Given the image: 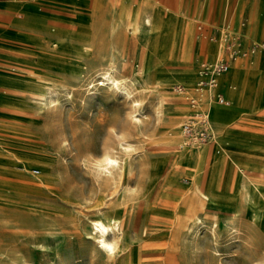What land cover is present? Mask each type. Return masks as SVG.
Wrapping results in <instances>:
<instances>
[{
    "label": "rangeland",
    "instance_id": "rangeland-1",
    "mask_svg": "<svg viewBox=\"0 0 264 264\" xmlns=\"http://www.w3.org/2000/svg\"><path fill=\"white\" fill-rule=\"evenodd\" d=\"M250 30L248 28L241 41L235 38L234 42L225 43L229 31L221 29L223 48L228 51V46L233 47L237 56H245L247 52L248 58L264 55V37L252 34ZM179 32L180 27L173 30L168 26L165 33L153 36L152 52L171 63L176 59ZM218 38L208 36L206 41L215 45ZM83 42L80 34L72 36L71 43L77 48L74 50H79ZM190 46L191 37L188 36L185 59H188ZM69 53L61 52L54 67L41 69L39 77L33 79L36 86L58 89L53 102L38 100L32 94L26 98L18 93L0 111V164L6 165L0 167V264H20L23 259L26 264H162L164 251L160 245H164L168 235L166 213L169 208L163 204L165 191L161 181L171 165L181 172L196 167L195 160L173 163L172 153L164 148L163 136L173 110L172 103L184 105L189 114L192 99L181 97L179 88L194 81L197 72L194 69H169L165 74H158L153 80L166 78L164 82L168 83L160 103L158 93L149 92L139 83L145 75L141 67L147 65L143 56L138 58L127 49L116 53V74L130 82L131 93L126 96L107 84H98L102 76L98 73L101 66L96 61L80 75L68 72L62 58ZM212 55L214 58V51ZM119 57L123 61L118 62ZM213 58L208 61H214ZM202 63L198 67H202ZM249 67L246 65L244 70ZM230 69L231 65L226 73ZM71 75L77 76L71 78ZM223 94L231 99L226 104L231 106L233 98ZM132 99L138 100L139 109L145 115H140L141 122L130 117ZM3 102L0 99V103ZM247 105L246 119L264 114L262 96L257 95ZM186 111L179 124L185 119ZM188 118L200 119L196 113ZM259 123L258 133L247 131L256 138L250 140L253 145L264 146V116H260ZM201 124L195 134L198 139L206 131ZM116 134L133 143L127 154L117 143ZM112 149L124 154L129 163L124 176L113 181L97 172L104 151ZM160 161H164L166 167L154 183L152 173L158 170ZM30 163L41 167L37 177L31 179L34 191L16 193L12 187L23 181L29 182L31 176L30 172H21L18 168H30ZM179 178L186 181L182 174ZM245 184L264 189L263 179L242 178L237 188V205L229 204L230 210L225 205L222 210L209 209L207 215H201L190 225L181 239L183 264H255L262 259L264 219L258 223L250 222L248 207L242 197ZM18 208L34 218L29 217L30 222L17 220ZM105 214L118 219L122 234L113 250L96 251L91 246L94 238L87 233V223L91 218ZM237 224L241 230L235 231L231 226ZM74 237L78 240L71 243ZM56 238L68 241L60 252L55 249Z\"/></svg>",
    "mask_w": 264,
    "mask_h": 264
},
{
    "label": "bare ground",
    "instance_id": "bare-ground-1",
    "mask_svg": "<svg viewBox=\"0 0 264 264\" xmlns=\"http://www.w3.org/2000/svg\"><path fill=\"white\" fill-rule=\"evenodd\" d=\"M121 18L125 23L126 29L133 32L137 24L136 18L132 14H128L127 11H124ZM146 23L153 28L159 25L163 26V21L150 20L148 17L146 18ZM262 31H264V26ZM208 44L211 46L210 52L213 53L214 51V61L202 63V67L196 68V79L190 82L188 86L179 88V95L184 99H192L194 104L190 106L191 110L188 114L186 111L188 109L187 107L172 103L173 110L168 118L167 129L163 136L164 148L169 153H172L173 163L195 160L196 167L193 170L187 169L181 172V169L179 170L171 165L164 179L161 181V188L165 191L163 204L169 208L166 213L168 235L165 237L164 245H160L162 246L160 248L164 251L162 264H183L181 239L188 227L195 224L201 215H207L209 209L217 208L222 210V205H225L226 209L230 210L229 204L237 205V188L242 178L244 180H251L254 177L264 180V146L253 145L250 140H256L254 136L247 130L235 128L239 121L246 119L244 117L246 113L244 112L248 110L247 103L253 98H257V95L264 98V55L259 54L255 58H248L247 56L249 54H246L247 52L245 56L239 55V57L235 55L229 72L226 73L229 66L224 71H215L217 62L223 58L221 33L217 44ZM126 47L109 45L105 52L99 50L96 52V55L93 53L92 57L88 53L86 60L82 59L83 52L72 49L62 60L65 61V69L68 72L78 73L77 75L82 74L83 69H86L87 66L91 67V64L96 61L97 65L101 66L98 69L101 71H98V73L102 76L98 84H107L108 87L118 89L126 96H130V82L116 74L117 66L115 64L116 53L125 52ZM242 57L244 59L246 58V65L250 66L249 69L243 72H241L239 67ZM86 61L88 65L85 64ZM150 67L149 63L147 65L144 64L141 67L142 73L146 75ZM77 75H71V78H75ZM145 75L144 78L139 80L140 85L146 87L149 92L155 91L158 93L160 95L159 102L162 103L168 83L155 80L150 84ZM77 78L80 77L78 76ZM223 82L225 83L223 93L231 95L233 98V106L226 105L230 103L227 98L225 102H219L215 98L219 94L220 86ZM33 87L34 89L30 92V95L32 94L38 100L44 99L46 102H53L59 93L58 89L54 87L45 88L40 85ZM216 101L221 103V105L217 104ZM139 104L138 100L132 99L130 117L136 122H141V117L145 116L139 109ZM185 111L186 114L184 117H186L182 119V124H179ZM192 113H196V116L200 119L198 121L190 118L187 119V116ZM199 123H202L200 126H203L209 131V135L205 138L201 137L198 139L195 136ZM186 124L191 125V130L187 135L184 134L183 127ZM116 138L117 143L126 154L133 148L134 145L130 140L122 138L118 134H116ZM188 140L189 142H187ZM108 160L114 161L115 163L109 164L107 162ZM128 164V160L124 154L118 153L113 149L105 150L103 157L98 163L97 172L103 175L106 180L113 181L121 179L128 169ZM29 165L30 168H18L21 172H30L31 176L28 177L29 182L23 181L21 184L12 187V190L16 193L25 194L26 192L34 191L31 185V179L37 177L36 175L39 173L41 167L35 163H30ZM158 166V170L152 173L154 183L157 182L158 177L165 169L166 163L160 161L158 162ZM0 167H6V165L2 163ZM180 174L186 178L185 182L180 181ZM242 197L248 207L247 213L250 222L258 223L263 221L264 189L258 186H247L245 184L242 190ZM18 211L20 213H17V220L21 222H30L31 218H34V215L22 209L18 208ZM134 222L135 220L132 223ZM119 223L118 219L110 214L91 218L87 223V233L94 238V241L91 242L92 248L98 251L99 249H105L103 247L104 245L111 244V250H113L118 246L122 234V228ZM231 227L235 231L241 230L238 224ZM212 231L214 232V229ZM34 240H37V238ZM77 240L78 238L74 237V240L72 239L70 241L73 243ZM113 240H115V243H112ZM54 242L57 252L63 250L65 244L68 243L65 238H56ZM26 263V260L23 259L20 264ZM255 264H264V252L262 259Z\"/></svg>",
    "mask_w": 264,
    "mask_h": 264
},
{
    "label": "crops",
    "instance_id": "crops-1",
    "mask_svg": "<svg viewBox=\"0 0 264 264\" xmlns=\"http://www.w3.org/2000/svg\"><path fill=\"white\" fill-rule=\"evenodd\" d=\"M124 11L137 20L133 32L126 29L121 18ZM147 17L163 21V26L153 28L146 23ZM168 26L173 30L180 27L177 55L171 63L158 58L150 47L152 37L165 33ZM263 26L264 0H0V99L4 100L0 111L18 93L28 98L35 86L33 79L39 77L41 69L54 67L61 52L77 49L71 43L75 34L85 41L79 48L83 60L88 53L92 57L99 50L105 52L109 45L127 46L129 53L155 65L145 75L153 83L158 74L169 69L196 70L200 63L212 59L206 39L218 37L221 29L229 31L223 41L228 43L235 38L241 41L248 28L264 37ZM188 36L191 46L185 59ZM223 52L226 57L227 49ZM239 67L243 72L246 58L242 57ZM224 84L219 93L231 102L223 94ZM260 116L239 121L235 128L258 133Z\"/></svg>",
    "mask_w": 264,
    "mask_h": 264
},
{
    "label": "built area",
    "instance_id": "built-area-1",
    "mask_svg": "<svg viewBox=\"0 0 264 264\" xmlns=\"http://www.w3.org/2000/svg\"><path fill=\"white\" fill-rule=\"evenodd\" d=\"M228 48H230V49L227 51V56L225 58L220 59L217 62L216 66H215V71H224V70H226L227 67L229 66V61L233 60L235 58L234 48L231 47V46H228ZM217 100L219 102H225L226 101V99L220 93L218 94ZM191 103L194 104V101L192 100ZM190 127H191L190 124L184 125V132L188 133L190 131ZM201 135H202L203 138H205V137H207L209 135V131L206 130Z\"/></svg>",
    "mask_w": 264,
    "mask_h": 264
},
{
    "label": "snow or ice",
    "instance_id": "snow-or-ice-1",
    "mask_svg": "<svg viewBox=\"0 0 264 264\" xmlns=\"http://www.w3.org/2000/svg\"><path fill=\"white\" fill-rule=\"evenodd\" d=\"M105 159H107V158H105ZM107 162H108L109 164H114V163H115L114 161H111V160H108ZM105 247H106L109 251H111V246L105 245Z\"/></svg>",
    "mask_w": 264,
    "mask_h": 264
},
{
    "label": "clouds",
    "instance_id": "clouds-1",
    "mask_svg": "<svg viewBox=\"0 0 264 264\" xmlns=\"http://www.w3.org/2000/svg\"><path fill=\"white\" fill-rule=\"evenodd\" d=\"M113 71H115V69H113ZM112 243H115V240H113V242ZM106 245H108V246H112L111 244H106ZM106 250H108L106 247H105V245L103 246Z\"/></svg>",
    "mask_w": 264,
    "mask_h": 264
}]
</instances>
